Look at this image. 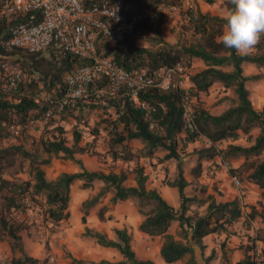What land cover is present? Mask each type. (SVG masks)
I'll use <instances>...</instances> for the list:
<instances>
[{
	"label": "trees",
	"instance_id": "trees-1",
	"mask_svg": "<svg viewBox=\"0 0 264 264\" xmlns=\"http://www.w3.org/2000/svg\"><path fill=\"white\" fill-rule=\"evenodd\" d=\"M91 0H84L87 4ZM227 8L231 7L230 0ZM3 0H0V56L7 54L4 42L10 34L11 27L22 20L20 12L4 14ZM162 5H179V0H126L122 7L123 16L133 13L141 14L135 23L131 36L118 41L112 48L104 40H99L97 51L101 56L109 58L123 69L142 68L148 73L161 67H172L179 63L189 68L192 60H199L203 68L198 69L188 77L190 83L189 96L197 98L199 93H206L217 84L223 89H232L236 102L218 114H211L200 106H193V126L190 131L185 127L183 110L181 107L182 90L168 91L159 88H148L138 94L148 110L140 109L129 104L122 95L106 101L101 107L106 111L103 117L91 128V139L84 144L80 143L78 130L71 131L70 145L61 136L39 139L34 149L24 147L21 143L9 144L0 147V241L9 245L11 257L8 264H47V260L28 255L23 247L20 232L27 224L24 219H18L15 212L21 211V199L41 195L47 206L45 218L56 224L68 218L69 186L75 180L80 181L79 188L86 189L92 183L101 182L95 194L89 196L80 204V221L85 222L88 210L110 194L109 203L124 201L130 198L136 200V210L141 216L137 229L149 236H159L161 243L159 255L163 262L175 264L185 258L183 264H196L192 245L202 251L201 243L205 235L211 233H228L227 226L237 222L242 215V205L237 198L225 201L215 200L210 194L203 198H193L184 193L188 181L184 178L180 161L178 143L179 136L182 144L195 141L203 136L210 141V145L197 150L196 162L189 173L193 178L200 175L201 161L220 156L221 160L230 164L239 161L235 167L229 168V174L239 176L240 179L256 185L264 190V102L260 109L252 106L245 82L253 76H245L242 64H253L256 68H264V37L248 55H240L235 49L226 48L219 37L223 32L225 21L221 17L210 16L200 12L197 8L182 11L190 34L194 37L188 44L167 43L158 41V46L148 48L136 44V33L158 32L157 22L161 14L157 13L156 25L152 24L147 12H155ZM50 47L47 55L34 53L28 58H15L24 70L25 76L16 91L4 93L0 91V140L13 137V132L24 130L33 123H39L45 108L44 101L40 100L39 93L53 88L57 93L63 88L64 76L75 67L84 63V60L69 53L53 52ZM104 82V78L95 77L91 84L94 89ZM41 86H40V84ZM94 100L91 94L88 96ZM82 109L80 101L68 105L63 110V117H70L78 121ZM106 131L107 141L103 152L94 148L97 125ZM13 127V130L10 129ZM257 128V134L247 146L228 143L223 149H217L214 144L222 140L234 141L240 135L250 138V130ZM64 131V130H63ZM12 132V133H11ZM62 132V129H59ZM138 140L142 150L134 153L129 141ZM158 150L163 151L159 162L175 160V177L163 180L162 183L174 187L179 199L178 207L173 208L159 194L155 188L147 187V174L139 157L151 158ZM77 153H87L107 158L111 163L119 160L121 163L132 161V166H124L117 170L103 171L86 169L81 160L75 158ZM52 157H61L76 164L75 172H59L54 178L45 177L42 166L48 165ZM19 161L21 169L27 174L26 180L4 177V169L15 165ZM131 179L133 184H127ZM204 205L203 213L193 211L188 213L189 204ZM104 206L97 210V217L102 220ZM256 216L264 223V213L258 212L252 205L246 215L247 220ZM176 221L175 238L168 233V227ZM114 239H109L104 233L84 228L83 235L93 238L102 246L115 248L122 259L116 262L100 260L91 264H153L148 259H138L131 246L127 231L113 228ZM248 237V235H247ZM252 254L243 250L242 257L233 264H261L264 262V235L255 233L249 236ZM261 242V248L256 255L255 242ZM212 250L204 260L212 259ZM69 264H87L86 261L76 259L70 254ZM256 257H261L257 260Z\"/></svg>",
	"mask_w": 264,
	"mask_h": 264
},
{
	"label": "rangeland",
	"instance_id": "rangeland-1",
	"mask_svg": "<svg viewBox=\"0 0 264 264\" xmlns=\"http://www.w3.org/2000/svg\"><path fill=\"white\" fill-rule=\"evenodd\" d=\"M179 1L180 4L177 5L176 10H163L162 8L165 4H160L154 13L151 11H145V14L150 17L151 23L155 25L157 22V13L161 14V19L157 22L159 30L158 32L152 31L146 32L145 34H139L137 32L135 36L136 44L139 46H147L148 48H155L158 46V41L160 40L167 43L188 44L194 40V37L191 36L190 30L187 28L188 25L183 17L182 11L189 8H197L202 13L222 18L223 12L227 8V3L229 2L228 0ZM112 48H114V46H112ZM6 51V55L0 56V63L6 62L9 65L17 66L20 70L22 78H24L25 72L19 66L21 61L19 63H15L14 60L15 58L22 56L28 58V55H25L26 52L19 49L6 48ZM48 51L49 48L40 52L39 55H47ZM53 52H56V50L54 49ZM201 68H203L201 61L192 60L190 67L185 68L186 81L189 83L188 77ZM242 72L245 76H253V79H249L245 82V87L248 90V97L252 106L256 109H260L264 102V68H256L253 64L243 63ZM57 94L58 93L51 88L47 92L42 90L39 93V97L41 101H44L45 95L56 96ZM235 102L236 99L232 89H223L219 85L215 84L206 93H199L197 98L192 99L191 107L193 109L194 105L200 106L211 114H218L229 106L234 105ZM104 103L106 102L102 103L86 97L84 101H80L82 109L79 112L78 121H74L70 117H63L62 111L47 124H43L40 120L39 123H33L30 127L25 128L24 130H16L13 132V137L0 140V147L9 144L21 143L26 148L34 149L37 146L39 139L54 138L58 135L65 139L67 145H70L72 142L71 131L73 129L79 131L81 144L89 142L92 134L90 130L93 126H95L96 122H99V120L103 117L111 116L107 115L106 111H103V109L100 108ZM98 105L100 107H98ZM101 126V124L97 125L98 133L96 134L94 142V148L96 147V150L99 152L104 151L105 143L107 141L106 131L103 130ZM59 129H62V132H59ZM257 132V128H252L249 133L250 138H247L246 135H240L237 140H222L216 142L214 146L217 149H223L228 143L247 146L252 142V138L257 134ZM180 139L181 138L179 136L178 150L183 168V175H185V177L189 180L188 185L184 189V193L187 196L196 199L203 198L207 194L212 195L215 200L220 201L237 198L242 205L241 218L235 226L231 225L229 227V236L224 237L223 239H216V237L211 239L213 243H217L220 247H217V250L212 249L213 261L210 264H232L234 261L242 257L243 250H247L248 254H252V248L248 249L250 248V240L248 237L255 235L257 232L264 235V223L258 216L252 220H247L246 215L249 212L250 205H252L258 212L264 213V190L258 188L252 183L240 179L239 176L234 177L239 181L243 192H239L233 186L231 181L232 175L229 174V168L237 166L239 164L238 160L227 164V167H221V165H215L213 168L210 167L213 172H209L210 160L217 159L218 156H215L212 159L202 160L200 175L193 178L190 175L189 170L196 162L197 150L207 147L208 145L202 137H198L195 141L186 142L184 144H182ZM131 149L134 153H139V151L142 150V144L140 142H136L131 145ZM83 154L82 164L88 170H97L98 167L101 168L100 170L107 171L109 169L117 170L118 168L124 167V165L132 166V161L128 163H121L117 160L111 163L105 157L87 153ZM162 155L163 151L158 150L151 158L139 157V162L144 164L143 167L145 168L147 177L154 179L158 178L161 182L163 180L173 179L176 173L175 160L166 161L165 165L158 167L157 170L156 165L159 163ZM18 162L19 161L17 160L15 165L4 169V177L18 178L22 180H26L28 178L27 174L23 171V169H21L24 165L21 166ZM76 167V164L69 160L62 159L61 157H52L50 163L42 166V169L44 170L45 177L47 179H52L59 172H71V169ZM126 183L131 184L132 180L129 178ZM79 186L80 184L77 188H79ZM109 195L110 194L108 193L105 197ZM73 198H77L76 193L73 194ZM26 199L33 205L31 214L26 216L23 212L22 206L21 211L16 212L23 214V219L27 224L26 229L20 232V235L23 236L22 239L27 242V250L25 252L28 255L39 259H43L45 257L47 264H55L56 259L68 258L67 255L69 254V251H78V244L76 243V240L78 238H82L83 234H70L69 231H66L69 227V229L74 227L77 221L75 215L76 210L73 208V199L71 198L69 201L70 216L68 220H66V218L59 221L55 225L45 218L44 211L47 206L41 195L26 197ZM128 201L130 203L129 205L132 204L136 208V200L134 198H130ZM167 203L169 202L167 201ZM177 207L178 206L176 205L175 208ZM188 208V213H192L193 211L203 213L204 211V205L196 206L194 203H190ZM78 209L80 211V206ZM16 213L15 216L19 219ZM67 222L70 225L67 224ZM78 222L81 223L79 219ZM174 224H176V222H174ZM169 230L171 231L172 228L170 227ZM261 245L260 241L255 242L254 251L256 255L259 253ZM207 256H209V254ZM10 257L11 255L8 253L5 257L0 258V264H8ZM256 259L261 260V257H256ZM205 264H209V262H205ZM261 264H264V262Z\"/></svg>",
	"mask_w": 264,
	"mask_h": 264
},
{
	"label": "built area",
	"instance_id": "built-area-1",
	"mask_svg": "<svg viewBox=\"0 0 264 264\" xmlns=\"http://www.w3.org/2000/svg\"><path fill=\"white\" fill-rule=\"evenodd\" d=\"M126 0H3L4 14L20 12L22 20L14 24L4 42L5 48L22 50L28 54L42 52L53 47L58 53H69L84 60L64 76L63 88L56 96L45 95V108L41 122L47 124L70 104L84 101L91 94L93 99L106 102L122 95L130 105L148 110L147 104L138 94L148 88L164 91L182 90L181 107L185 127L193 131L192 99L189 96L190 83L186 81L185 68L177 63L172 67H161L148 73L142 68L123 69L97 51L99 40L109 46L131 36L135 23L141 14L123 16L122 7ZM163 10H176L177 5L167 4ZM104 82L92 89L95 77ZM22 76L17 66L0 63V91H16ZM13 130V127L10 126ZM205 143L210 141L203 136ZM214 165L227 167L220 156ZM233 186L243 192L239 181L232 176ZM26 216L31 214L33 205L26 198L21 199Z\"/></svg>",
	"mask_w": 264,
	"mask_h": 264
},
{
	"label": "crops",
	"instance_id": "crops-1",
	"mask_svg": "<svg viewBox=\"0 0 264 264\" xmlns=\"http://www.w3.org/2000/svg\"><path fill=\"white\" fill-rule=\"evenodd\" d=\"M197 60V59H195ZM136 142H139L136 139H132L129 141L130 145L135 144ZM83 153H77L75 154V158L80 159L81 162L83 161ZM215 160H210L209 162V172L211 171L215 165L213 164ZM166 162H159L157 163L156 167L158 170V167L164 166ZM125 166V165H124ZM219 166V165H216ZM222 167V166H221ZM220 167V168H221ZM97 169H101L98 168ZM77 171L76 168H72L71 172ZM157 175V174H155ZM184 178L186 181H189L187 177ZM80 184L78 180H75L71 183L69 186V201L72 198L73 199V208H75V215L77 218L76 224L74 227H71V229H66V231H69L70 234H78L81 235L83 233L84 228L90 229L92 231H97L100 233H104L107 238L114 239V234L112 229H122L124 228L127 233L130 236V246L135 254V256L138 259H148L151 260L153 264H167L162 261L160 255H159V246L161 243V238L159 236H149L137 229V225L141 220V216L138 214L136 208L134 205H129V201H117L114 204L109 203V196L103 198L101 202L97 203L95 206L90 208L85 215V222L79 223L78 219L80 220V211L79 206L82 201H84L89 196L95 194V192L98 190V187H100L101 182H93L92 186L86 189L77 188V186ZM133 184V182L131 183ZM147 187L149 188H155L159 194L169 202V204L175 208L176 205L178 206V196L177 191L174 187L167 186L166 184L162 183L158 178H147L146 181ZM76 193L77 198H73V194ZM225 201V200H222ZM104 206V213H103V219L99 220L97 217V210L99 207ZM67 210L70 216L69 211V202L67 206ZM16 213V212H15ZM19 219H23L22 213H16ZM68 216V218H69ZM68 218L66 220H68ZM176 221H172L168 227V233L172 234L175 238H177L174 234L177 230V223L174 224ZM238 223L235 222L231 225L235 226ZM67 224H69L67 222ZM70 225V224H69ZM175 225V226H174ZM230 225V226H231ZM230 226H227V230ZM170 227L172 230L170 231ZM228 233H211L208 235H205L202 238L201 243L204 245L202 251H200L195 245H192L193 248V256L195 259L196 264H205V259L209 252L212 249L217 250V247H220V245H217V243H213L211 239L213 237H216V239L220 238L223 239L224 237H228ZM22 244L24 247V250H27V242L22 239ZM66 239V238H65ZM65 241V240H63ZM78 244V251H69L70 256L81 259L87 262V264L91 263H97L100 260H105L109 262H116L122 259L119 252L113 248V247H107L99 245L95 242L93 238L87 237L82 235V238H78L76 240ZM218 241V240H216ZM11 255L9 245L6 241H0V258L5 257L7 254ZM185 258H181L175 262V264H183V261ZM213 261V259H209L207 263L209 264ZM235 262V261H234ZM233 262V263H234ZM232 263V264H233ZM55 264H69V258H59L55 260Z\"/></svg>",
	"mask_w": 264,
	"mask_h": 264
},
{
	"label": "clouds",
	"instance_id": "clouds-1",
	"mask_svg": "<svg viewBox=\"0 0 264 264\" xmlns=\"http://www.w3.org/2000/svg\"><path fill=\"white\" fill-rule=\"evenodd\" d=\"M223 12L220 42L240 55L250 54L264 37V0H230Z\"/></svg>",
	"mask_w": 264,
	"mask_h": 264
}]
</instances>
